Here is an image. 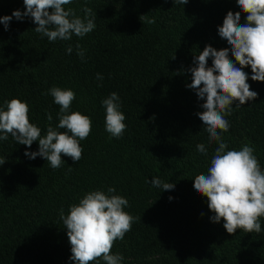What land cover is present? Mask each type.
Wrapping results in <instances>:
<instances>
[{
  "label": "trees",
  "instance_id": "16d2710c",
  "mask_svg": "<svg viewBox=\"0 0 264 264\" xmlns=\"http://www.w3.org/2000/svg\"><path fill=\"white\" fill-rule=\"evenodd\" d=\"M85 6L96 13V27L69 41L49 42L34 31L28 16L13 17L7 30L0 23V110L12 98L27 102L30 122L45 135L46 113L54 128L59 113L47 93L60 87L76 94L69 112L92 120L91 134L80 141V161L62 154L58 169L43 157L25 156L38 151L37 141L30 147L10 135L0 141V157H6L0 165V264H74L60 210L67 215L84 194L107 192L109 186L116 189L112 194L129 201L124 210L137 218L111 250L124 257L121 264H264V217L259 234L242 229L228 234L223 219L211 221L207 198L193 188L194 178L207 174L218 144L209 142L197 115L204 100L187 87L192 82L188 69L206 45L229 47L218 27L229 11L240 12V23L245 22L237 0H188L184 5L175 0H72L65 8L83 18ZM15 10L25 11L23 0H0V17ZM77 44L85 50L83 59ZM229 58L234 60L231 53ZM243 71L258 95L241 106L233 103L232 114L225 117L230 128L222 136L226 151L250 143L264 170V82L251 80L250 66ZM113 92L127 125L118 139L105 130L102 106ZM200 143L207 155L197 151ZM152 178L174 188L154 187Z\"/></svg>",
  "mask_w": 264,
  "mask_h": 264
},
{
  "label": "clouds",
  "instance_id": "9594fccd",
  "mask_svg": "<svg viewBox=\"0 0 264 264\" xmlns=\"http://www.w3.org/2000/svg\"><path fill=\"white\" fill-rule=\"evenodd\" d=\"M175 2L184 5L188 0ZM71 3L72 0H23V13L15 10L11 16L0 17V23L7 30L13 17L19 21L28 16L36 25L34 31L49 42L69 41L73 35L83 38L95 29L96 13L85 6L82 18L73 8H65ZM237 6L246 13L245 22L240 23V12L233 14L229 11L222 26L218 27L219 36L229 47L216 50L206 45L195 55V67L188 69L192 82L187 87L195 90L198 99L204 100L200 106L203 111L197 115L209 142L218 144L207 174L197 175L193 188L207 198L208 209L214 213L211 221L219 223L223 219V227L228 234H234L237 229L259 234L260 218L264 217V170L250 143L244 144L238 151H226L228 145L222 133L229 131L230 124L225 117L232 114L233 103L238 101L236 106H241L255 100L258 95L250 90L247 83L249 76L243 69L250 66L251 80L264 82V0H237ZM49 9L52 11L49 12ZM145 19L149 24L155 23V18ZM76 48L77 55L83 59L85 50L79 44ZM229 49L234 60L229 58ZM72 50L71 45L66 48L68 54ZM209 58L212 60L211 67L208 66ZM97 79L102 80L103 77L98 73ZM47 94L59 106L56 127L51 125V113H46L49 124L46 134L41 135V128L29 120L27 102L12 98L6 102V110H0V141L7 140L9 135L17 144L29 147L37 141L38 151H26L25 156L29 159L43 157L52 169H58L64 163L62 154L73 162L80 161L83 153L80 141L91 134L92 120L80 112H69L76 99L73 90L52 87ZM102 106L105 108V130L111 137H122L127 125L124 123L125 114L120 110L118 94L111 93L102 101ZM196 148L199 153L207 155L203 143L197 144ZM5 162L6 157H0V165ZM150 183L161 190L174 188L173 183H163L159 178H152ZM115 192L112 186L107 188V192L90 191L77 204L69 207L67 215L63 209L60 210L70 243V260L74 264H92L101 259L105 264H121L124 259L119 253L112 254L111 250L117 240H123L125 234L131 231L137 218L124 210L129 201L121 195L112 194Z\"/></svg>",
  "mask_w": 264,
  "mask_h": 264
}]
</instances>
